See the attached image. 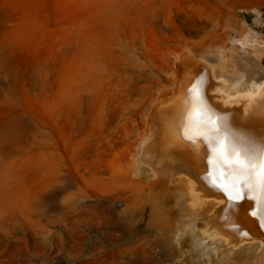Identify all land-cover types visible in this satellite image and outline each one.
Wrapping results in <instances>:
<instances>
[{
  "label": "rangeland",
  "instance_id": "obj_1",
  "mask_svg": "<svg viewBox=\"0 0 264 264\" xmlns=\"http://www.w3.org/2000/svg\"><path fill=\"white\" fill-rule=\"evenodd\" d=\"M224 2L0 0V264H264L258 246L196 257L175 239L177 186L137 166L187 66L231 82L233 40L264 39V0ZM190 196L212 216L227 202Z\"/></svg>",
  "mask_w": 264,
  "mask_h": 264
},
{
  "label": "bare ground",
  "instance_id": "obj_2",
  "mask_svg": "<svg viewBox=\"0 0 264 264\" xmlns=\"http://www.w3.org/2000/svg\"><path fill=\"white\" fill-rule=\"evenodd\" d=\"M215 3L219 5L221 0H214ZM216 17L212 27L220 22ZM254 43L264 45V39L251 31L233 40L242 57L236 63L239 73L231 82L214 75L210 81L206 69L209 66L203 60L200 61L206 68L202 72L188 64L187 77L182 79L179 75L182 80H176L175 92L159 95H167L170 103L161 116L157 113L162 118L161 133L153 146H145L151 139H144L138 154V171L146 166L150 178L164 176L170 185L177 186L183 206L181 219L176 217L179 227L175 239L180 243L186 240L188 250L200 260L224 258L247 247L264 249L263 237L259 235V231L264 232V69L249 56L251 51L260 49ZM157 99L156 106H160L161 98ZM240 188L243 199L237 206L234 195ZM196 190L227 202H221L212 216L208 204L191 198Z\"/></svg>",
  "mask_w": 264,
  "mask_h": 264
},
{
  "label": "water",
  "instance_id": "obj_3",
  "mask_svg": "<svg viewBox=\"0 0 264 264\" xmlns=\"http://www.w3.org/2000/svg\"><path fill=\"white\" fill-rule=\"evenodd\" d=\"M166 100H167V99H163V100H161V103L164 102V101H166Z\"/></svg>",
  "mask_w": 264,
  "mask_h": 264
}]
</instances>
